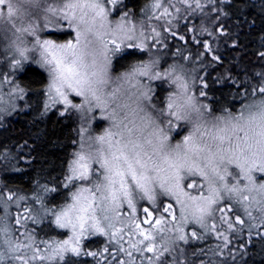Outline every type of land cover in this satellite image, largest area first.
Segmentation results:
<instances>
[{"label":"snow or ice","instance_id":"snow-or-ice-1","mask_svg":"<svg viewBox=\"0 0 264 264\" xmlns=\"http://www.w3.org/2000/svg\"><path fill=\"white\" fill-rule=\"evenodd\" d=\"M45 3L46 0H16L15 3L13 0H0V6L7 9L6 15L0 11V26L7 23L15 34H19L11 45L18 57L11 60V67L18 68L22 61L29 60L27 53L38 51L40 58L36 63L49 77L45 110L63 104L65 111L75 109L84 113L86 118L87 113L98 108L110 124L102 134L88 137L87 141L84 140L87 129L80 130L79 148L72 154L64 178V187L75 189L70 195L71 203L59 211L45 209L54 217L55 226L71 229L72 236L62 242L42 241L45 248L41 249L27 230L20 233L22 238L14 240L11 225L6 222V217H0V236L3 237L0 244L4 246L0 247V261L8 259L11 264H35L57 257L63 259L66 251L79 255L81 238L86 233L107 234L102 222H107V227L112 228L113 221H122L124 205L132 213L128 217L129 224L124 228L131 225L137 235V240L130 247L142 255L151 253L148 264H157L166 253L174 251L173 245L177 241L187 242L189 236L199 239L196 231L186 234L185 225L191 223L208 228L206 220L217 211L220 222L231 232H235L237 226H245V217L252 222L250 227L264 228V183H257L253 176L254 171L264 173V75L257 74L261 76L260 86L252 89V95L259 98L243 105L236 115L228 112L212 116L208 105L200 104L195 96L188 93L189 85L183 76L176 74L177 66L160 72L156 70L157 60L133 64L129 71L116 78L120 83L107 92L106 87L114 83L109 76L111 54L124 47L144 51L148 47L145 41L153 37L146 36L143 31L137 35L136 26L128 19V12L123 13L115 26L112 25L108 19L111 11L108 5L118 8L120 0H56L55 4L47 3L42 7ZM182 3L189 4V0H182ZM195 3L196 8L202 7L200 0H195ZM19 4L27 5V10ZM153 7L158 9L161 4L157 2ZM164 14H168L167 9ZM25 17H30L28 25L17 27L15 21H22ZM64 22L75 34L71 40L59 43L41 39L37 34L52 28L59 30ZM218 31L223 34L222 28ZM152 32L159 37L160 33L155 29ZM24 34L35 37L32 49L20 46V36ZM140 37L144 39L135 42ZM204 48L211 51L207 43ZM260 56L264 58V53ZM212 58L219 60L218 56ZM141 78L145 81L168 78L176 85L177 91L168 96L164 108L156 109L151 105L157 112L155 117L143 106L144 101H151L152 90L147 82H141ZM8 82L10 79L5 76L0 84ZM124 84L134 87L136 92L125 95ZM203 87L207 85L203 84ZM13 91L20 93L22 98L23 89L14 88ZM70 94L82 97L81 103H73L69 99ZM199 95L203 97L206 92L201 90ZM121 97L131 100L136 107L119 103ZM112 104L115 107H111ZM122 110H125L123 115ZM129 115H139L140 123L129 121ZM174 121L191 126L188 134L175 145L171 144L169 136L170 130L179 127L174 125ZM230 165L239 169V177L246 180V184L241 186L240 179L229 183L228 178L233 176L229 171ZM197 178L200 183L196 182ZM43 191L55 192L56 188L45 187ZM193 191L199 194L194 195ZM158 196L170 198L174 203L160 201L158 205ZM226 197L241 206L243 217L235 215L233 220L234 208ZM25 199L0 189V206H6L13 200L18 204ZM34 199L36 203L43 204L41 197ZM137 199L147 200L149 205L143 208L145 218L142 221L135 217ZM253 210L259 216H254ZM154 213L161 214L157 216ZM257 219L259 223L255 222ZM28 220L34 224L38 222L28 208L14 218L15 225L19 227H24ZM216 227L215 223L211 225L212 230ZM124 228H116L112 238L115 239ZM260 234L264 235V232ZM217 236L229 242L222 232H217ZM157 239H160V244L156 243ZM138 245L146 246L141 248ZM119 250L122 253L126 251L122 246ZM126 254L132 258L131 251ZM87 255L97 253L89 252ZM120 264L125 262L121 260Z\"/></svg>","mask_w":264,"mask_h":264},{"label":"trees","instance_id":"trees-1","mask_svg":"<svg viewBox=\"0 0 264 264\" xmlns=\"http://www.w3.org/2000/svg\"><path fill=\"white\" fill-rule=\"evenodd\" d=\"M140 1L125 0V7L136 10ZM218 9L209 14L218 17L213 30L216 26L219 38L210 44L212 40L198 34L202 37H199V43H194L193 47L186 41L189 47L185 49L189 51L188 62L196 65L194 92H206L202 97L204 103L212 114L222 115L235 113L250 97H258L252 95V89L260 86L261 76L257 74L264 75V58L260 56L264 53V0H224ZM221 28L223 34L218 31ZM184 32L188 38V30L184 29ZM205 41L212 46L211 51L202 49ZM172 43L176 44L178 40L174 37ZM137 56L131 51L123 53L116 60V68L124 69L140 61L142 57L137 59ZM213 56H218L219 60H213ZM24 67L16 79L26 85L23 87L25 99L19 102L18 110L0 122V189L41 197L43 204L36 203V206L44 211L41 213L43 218L38 220L40 223L31 224L32 232L40 238H61L64 232L52 225L51 215L45 209L65 203L69 195L71 186L64 187V178L78 144V119L71 111H60L55 106L45 110V74L32 64ZM153 84V100L160 106V100L167 96L168 87L162 82ZM203 84L207 87L204 88ZM45 187H54L56 191L46 193L43 191ZM167 200L162 197L157 204ZM146 206L149 205L145 200L137 203L142 219L145 218L143 208ZM233 208V220L235 215L243 217V210L237 206ZM245 219V226H237L235 232L229 231L227 225L217 226L212 232L195 225L192 229L200 238L189 236L187 242L177 241L173 245L175 250L166 253L157 264H264V235L260 234L264 228H251L247 223L252 222ZM217 232L227 236L229 242L218 237ZM89 252L97 255H87ZM121 260L125 264H135L122 252L110 249L103 236L95 235L81 242L79 255H67L54 264H120Z\"/></svg>","mask_w":264,"mask_h":264},{"label":"rangeland","instance_id":"rangeland-1","mask_svg":"<svg viewBox=\"0 0 264 264\" xmlns=\"http://www.w3.org/2000/svg\"><path fill=\"white\" fill-rule=\"evenodd\" d=\"M224 0H200V4L202 5L201 8H196L195 0H189V4L191 5L189 7V4L182 3V0H141L136 7V10H133L130 7H125V0H120L118 8H114L111 5H108L109 8H111V11L109 12V21L112 23L113 26H115L116 22L119 21L120 17L123 15L124 12L129 13L128 19L131 21L132 24L136 26L137 29V35L140 31H143L146 36H152V39H148L145 41V43L148 45V47L141 51L140 49L136 48H122L119 52H113L110 56L111 64L109 66V76L114 81V83H111L109 86L106 87L105 91L110 92L114 87L117 86V84L120 83L116 78L120 76L122 73L129 71L130 67L133 64L147 61V60H157L158 65L156 70L163 72L164 70L168 69L170 66H177V75H181L184 77L185 81L188 83V93L192 96H195L197 101L200 104H205L202 100V97L199 95V93L194 92V82L195 78L193 76L194 74V68L196 69V65L194 63L188 62V60H185L184 57L189 56V51L187 52L185 47H189V43L187 44L186 41H189L190 43H199V35H205L208 37L207 39L217 40L218 35L216 33V26L215 30H213V25L216 22L215 14L211 17L209 12L213 11V9L219 11L218 6L221 5V3ZM15 3L16 0H13ZM56 0H46L45 4H42V7L47 6V3H53L55 4ZM159 2L161 4L160 8H154L153 5L155 3ZM19 7H21L24 10H27L28 6L24 4H19ZM165 9L168 10V14L165 13ZM179 9V11H177ZM0 11L4 12L6 15V7L0 6ZM215 12V11H213ZM43 15V13H41ZM207 15V17H206ZM157 17H160L157 19ZM198 18H200V22L198 21ZM30 17H25L22 21L16 20L17 27H26L29 23ZM213 23V24H212ZM185 26V27H184ZM185 30H188V38L186 37V34L184 32ZM152 29H155L156 32H159V37H155ZM218 32V31H217ZM172 33H175L173 35ZM38 35H40L41 39H52L59 43H62L67 40H71L74 37V32H72L71 29L67 27L66 22H64L61 29L57 30L55 28L47 29L42 32H38ZM199 34V35H198ZM19 34H15L14 30L11 29V26L5 23L4 25L0 26V81L4 80L5 76H8L10 79V82L0 84V97H2V100H0V108L3 109V111H0V122L3 121V118L5 116L11 115L13 112L18 110L20 107L19 102H21L23 99H25V89L23 87H26V85L23 82L18 83L16 76L19 72L23 71L25 68L24 66L27 64H32L33 66L38 67L40 70L43 71L45 74V83L43 86V102L44 104L47 102V95H46V85L48 83L49 77L47 72H45L39 64L36 63L37 60H39V52L38 51H31L27 53L29 56V60L22 61L21 65L18 68H12L11 67V60L13 58H18L17 54L15 53L12 45V42L16 40V37ZM175 37V40H178V43L174 44L173 39ZM183 37V39H181ZM202 38V37H200ZM140 39H144L143 37H140L135 42H139ZM159 40V43H156V41ZM202 40V39H201ZM35 41V37L29 36L27 34L20 36V46L24 48L32 49L33 44ZM167 41L169 44H167ZM184 45H181V43ZM207 43V41H205ZM205 43H202L204 45ZM153 45H155L153 47ZM111 47V46H110ZM212 47V46H210ZM204 49V47L202 48ZM134 52L136 55H138L136 58L139 59V57H142V59L136 63L131 64L129 67H126L124 69H117L116 66H118V63L116 62L117 58L122 55L123 53L127 52ZM199 53V52H198ZM24 67V68H23ZM182 67V71H180V68ZM23 68V69H22ZM141 82H147L148 86L151 88V101H144L143 106L146 108V110L152 115L157 116V112L152 109L151 105H155L156 109H161L166 106L167 98L168 96L177 91L176 85L171 83L168 78L162 79V80H151V81H145L144 78H141ZM155 82H162L165 87H168L167 89V96L165 95L163 98V101L160 100L161 104L158 106V103L153 100V93H154V84ZM133 84L135 82H132ZM42 85V84H41ZM41 87V86H40ZM14 88H20L23 89L22 98L21 94L18 92H14ZM123 89L125 91V95H130L132 93L136 92V89L134 87H131L129 84H124ZM258 97L248 99L244 103L240 105V107L237 109L235 113H232L233 115L239 114V112L242 110V106L251 103L253 100L258 99ZM69 99L72 100L73 103H81L82 97H76L72 94H70ZM40 102L42 99H40ZM119 103H129L131 105V108H135L136 105L131 102V100H125L124 97H121L118 101ZM55 107L60 108V111H64V105L63 104H56ZM52 106V107H54ZM111 107H115V104H112ZM45 108V107H44ZM51 108V107H50ZM111 110V109H110ZM68 111H71V113H74L78 119V144L76 147V150L79 148V142L81 141V132L80 130L82 128H86L87 132L84 134V140L87 141L88 137H95L97 135H100L103 133V131L109 127L110 121L103 118V113L100 109L94 108L92 112L86 114L77 112L75 109H69ZM125 110L121 111V114H124ZM228 113V112H227ZM227 113H223L222 115H226ZM7 114V115H6ZM144 113H139V115H143ZM139 115L136 117H133L129 115L128 120L132 121L135 120V123L139 124ZM222 115H215L212 114V116H222ZM164 123H167V120L164 121ZM174 125H179V127H175L173 130H170L169 136H170V142L171 144L175 145L177 142H180L183 138V136L188 134V131H190V125H185L183 122H173ZM131 127L132 125L129 124ZM75 150V151H76ZM229 171L233 173V176L229 177V183H236L237 179L241 180V186L247 183L246 180H243L241 177H239V169H237L234 165L229 166ZM3 176V175H2ZM254 179L257 183H264V173L259 171L253 172ZM191 182V180L189 181ZM197 183H200V180L197 178ZM75 191L73 187L70 188V192L68 197L66 198L65 203L53 207L48 208L55 211H59L61 208H63L66 204L71 203L70 195L71 192ZM7 192V191H5ZM16 194V197L24 196L26 197L25 200L17 202L13 200L6 206H0V217H6V222L11 225L12 231L11 236L15 240L16 238H22L20 237V233L27 230L29 234H32L34 237V240L36 244L41 248H45V244L41 243L43 242H62L64 240L69 239L72 236L71 229L68 228H58L53 223L54 217L49 213L51 216V223L54 227L62 230L64 232L62 234L61 238H40L36 237L33 234V222L31 220H28L24 227H19L15 225L14 218L17 213H23L25 208L30 209V214L35 217L37 220H40L43 218V215H41L42 212H44L41 207L36 206L35 199L32 196H26L23 194H19L17 192H13ZM194 195L199 194L198 191H193ZM162 196H158L157 201L161 199ZM165 198V197H164ZM167 198V197H166ZM6 199V197H5ZM168 200L165 203H174V201H171L170 198H167ZM229 204H232L234 207L237 206L242 210L241 206L239 204H234L233 201L228 200V198H225ZM147 201V200H145ZM140 200L137 199V203H139ZM148 202V201H147ZM223 206V205H222ZM162 211V209H161ZM121 213L125 214L122 221H113L114 227L108 228L107 222H102V227H105L107 229V234L101 235V234H85L79 244L80 252H81V242L92 236H103L106 242L109 243L110 249L116 252H120L121 246L126 250L123 252L125 256L128 257L126 254L127 251L132 252V262L135 264H148V257L152 256L151 253H143V255L140 252H137L135 249L130 247L131 243H134L137 240L136 233L132 230V226L130 225L128 228H124L125 224H129L128 217L132 215L131 210L127 207V205H124L121 209ZM161 213H156V215H160ZM178 208H177V215H178ZM138 208L135 213V217L137 220L142 221V217L139 216ZM254 216H259L258 213L253 210ZM256 221H259L257 219ZM37 223H40L38 221ZM207 225L209 228L200 227L204 230H209L212 232L211 225L213 223L216 224V226H223L220 222V213L217 211L213 217H209L206 220ZM251 223V222H250ZM36 224V223H35ZM197 224H188L185 225V233H191L193 231V227ZM247 226L250 227V224L247 223ZM144 227H148V225H144ZM116 228H124V231L120 233L115 239L112 238V232L115 231ZM252 228V227H251ZM18 229V230H17ZM208 231V232H209ZM171 235V234H169ZM122 237V238H121ZM3 240V237L0 236V241ZM157 244H160V239H157ZM139 247L143 248L146 245H138ZM0 247H4L2 244H0ZM29 255L31 253H28ZM67 255H74L71 251H66L63 253V257ZM60 260L59 257H57L54 260L51 261H43V262H35V264H48V262H52L50 264H54L55 261ZM0 264H11V261L6 259L4 261H0Z\"/></svg>","mask_w":264,"mask_h":264},{"label":"bare ground","instance_id":"bare-ground-1","mask_svg":"<svg viewBox=\"0 0 264 264\" xmlns=\"http://www.w3.org/2000/svg\"><path fill=\"white\" fill-rule=\"evenodd\" d=\"M7 115V114H6Z\"/></svg>","mask_w":264,"mask_h":264}]
</instances>
